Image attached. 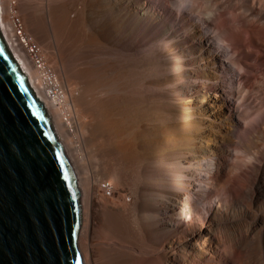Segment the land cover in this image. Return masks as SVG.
<instances>
[{"label":"bare ground","instance_id":"1","mask_svg":"<svg viewBox=\"0 0 264 264\" xmlns=\"http://www.w3.org/2000/svg\"><path fill=\"white\" fill-rule=\"evenodd\" d=\"M0 34L78 179L81 264H264V0H0Z\"/></svg>","mask_w":264,"mask_h":264},{"label":"water","instance_id":"2","mask_svg":"<svg viewBox=\"0 0 264 264\" xmlns=\"http://www.w3.org/2000/svg\"><path fill=\"white\" fill-rule=\"evenodd\" d=\"M27 81L0 34V264H81L74 173Z\"/></svg>","mask_w":264,"mask_h":264},{"label":"rangeland","instance_id":"3","mask_svg":"<svg viewBox=\"0 0 264 264\" xmlns=\"http://www.w3.org/2000/svg\"><path fill=\"white\" fill-rule=\"evenodd\" d=\"M22 41H23V39H21ZM35 42V41H34ZM34 42H32L34 45V47H36V46H39V47H37L36 49H38L39 48V50L40 51H43L45 48H44V43H43V45L41 46V44H38V43H36V46H35V43ZM38 44V45H37ZM41 46V47H40ZM44 49H43V48ZM39 52V51H38ZM46 52V53H45ZM45 52L43 51V54H44V56H43V54L41 53V52H39L38 54L40 55V53H41V56L42 57H44L43 59H46V60H44L45 61V63H46V61H47V66L49 67V68H51V70L53 69H56V65H57V63H54V60H53V58H51L52 57V55L50 54V55H48L49 54V50L47 51V50H45ZM47 56V57H46ZM49 57V58H48ZM51 58V59H50ZM56 66V67H55ZM76 184H77V187L79 188V183H78V179H76ZM104 186V187H103ZM102 192H103V194L107 197V198H110V200L113 202V203H117V199L119 198V197H123L127 202L129 201V197H128V195H123L122 194V192L120 191V190H113V189H111L110 188V186L108 185V183H106V184H103L102 185ZM80 208H81V197H80Z\"/></svg>","mask_w":264,"mask_h":264},{"label":"built area","instance_id":"4","mask_svg":"<svg viewBox=\"0 0 264 264\" xmlns=\"http://www.w3.org/2000/svg\"><path fill=\"white\" fill-rule=\"evenodd\" d=\"M34 54H35V51H34ZM38 61H39V60H37L36 63H37ZM37 65L39 66V65H41V64H40V63H37Z\"/></svg>","mask_w":264,"mask_h":264},{"label":"snow or ice","instance_id":"5","mask_svg":"<svg viewBox=\"0 0 264 264\" xmlns=\"http://www.w3.org/2000/svg\"><path fill=\"white\" fill-rule=\"evenodd\" d=\"M67 177H65V179H66ZM77 264H79V261H77Z\"/></svg>","mask_w":264,"mask_h":264}]
</instances>
